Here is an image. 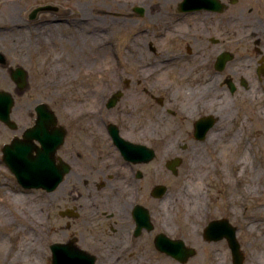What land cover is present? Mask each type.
<instances>
[{
    "label": "flooded vegetation",
    "instance_id": "af4514ba",
    "mask_svg": "<svg viewBox=\"0 0 264 264\" xmlns=\"http://www.w3.org/2000/svg\"><path fill=\"white\" fill-rule=\"evenodd\" d=\"M145 5L134 12L145 24L155 23L159 28L141 31L153 38L145 39L144 47L148 55L160 56L155 63L165 64L146 79L177 66L179 82L174 83L175 87H166L176 89L168 104L178 105L183 119H190L186 114L191 119L198 115L190 107L186 114L182 113L179 93L194 89L190 84L197 73L195 59L200 58L199 65L203 66L199 79L210 76L215 83L216 78H222L232 94L264 90V0H160L155 7L149 2ZM60 10L63 9L56 8L51 13L62 15ZM132 54L130 50V58ZM184 62L189 63L188 67ZM149 90L130 93V127L102 119L103 107L115 109L122 97L109 108L113 92L102 94L101 89H95V94L89 91L87 100L80 94L74 103L68 99L63 123L57 124L63 127L64 140L57 150L56 163L67 170L53 190L38 189L41 195L37 199L45 196L48 235H65L51 245L63 244L65 252H74L75 264H130V254L138 240L150 246L152 235L165 232L159 229L162 223L157 218L161 217V204L169 192L167 162L177 157V147L166 142L182 137L196 140V121L211 113L199 114L192 120L193 131L176 127L168 140L160 125L166 121L167 100ZM155 106L159 108L149 114ZM166 111L178 116V111L176 114L171 108ZM35 119L17 128L18 138H23ZM33 146L36 154L41 145L36 141ZM147 148L154 151L152 160H147ZM161 186L166 187V192L159 196L156 189Z\"/></svg>",
    "mask_w": 264,
    "mask_h": 264
},
{
    "label": "rangeland",
    "instance_id": "374dc122",
    "mask_svg": "<svg viewBox=\"0 0 264 264\" xmlns=\"http://www.w3.org/2000/svg\"><path fill=\"white\" fill-rule=\"evenodd\" d=\"M149 3L152 5L151 7H155V5L160 3V0H150ZM46 4L63 9L62 12L61 10L59 12L62 15L58 13L57 18L62 20L60 24L65 28L71 23L73 18H81L83 15L87 20L89 16L92 17L96 14L93 12V5H89L85 0L22 1L20 4L21 19L24 21L27 31L31 32L25 38L31 44V51L27 52L22 58L11 53L10 47L6 45L5 40L7 38L0 29V40H3L2 44L0 43V54L4 57V61H0V71L7 81L5 84H0V90L9 92L14 97L15 105L12 110V120L17 124L18 129L23 125L33 123L36 118L34 108L41 103L48 104L55 111L60 123H63L68 99L69 103H74V101L78 100V94H80V98H86L87 100L86 94L90 93L89 91H95V89L99 91L102 87L112 88L111 91L113 93L111 92L112 94L109 97H112L118 91L123 94L120 96L122 99L119 100L115 109L110 110L105 106L103 107L104 114L107 116L108 113L111 114V117L108 116L104 119L114 120L119 125L123 124L122 118L125 121L130 120V93H140L141 90L149 88V93L165 97L167 100L165 109L171 108L176 111V114L178 111V116H171L165 110V124L160 123L166 131L168 140L173 132L177 130L176 127L193 131L192 120L197 119L199 114L211 113L217 119V123L208 132L204 141H197L191 137H182L177 139V141L166 142L177 147V152L174 155L182 158L183 161L178 168L177 175H174L171 171L167 172L166 184L169 187V192L166 200L161 204V217L158 216L157 218L162 223L159 229L165 231L163 233L172 239H182L187 246L196 250V256L185 264H233L232 253L225 239L217 242H208L203 236L204 228L211 220L226 218L238 229L237 238L245 255L244 264H251L253 258H258L263 252L264 226H262L261 233H258L251 232L249 224L250 220H252L251 211H253L254 207L260 206V204L264 205V188L262 192L253 194L244 207L240 203L235 202L234 205H231L232 202L229 201V187H231V184L225 180L223 175L224 168L229 165L232 160L230 156L234 153V151L229 153L232 132L227 134L218 132V135L215 133L218 137L217 141H219V143L215 144L209 143L208 136L211 132H216L215 128L221 121L222 116H224L223 119L226 118L227 120L225 124L232 127L238 126L247 117L254 118V110L259 104V97L264 94V90L255 92L258 96L255 102L248 98L250 93H254L253 91L245 93L239 91L232 94L227 90L226 85H223L224 80L216 78L214 81L215 90L226 94L232 118L228 119L222 107L218 106L221 102L217 99H214V101L208 98L202 99L197 90L196 94L200 100L197 103L193 102V106L190 108L197 111L198 115L193 119H183L179 113V106L173 103L168 104L170 97H172L171 94L175 93L176 89H165L169 85H174L175 87L174 83L179 82L177 66L173 67L172 71L168 73H159L158 76L152 75L148 80L146 78L150 75L149 71L143 76L139 72L138 57L148 55V48L144 47V40H153V38L141 34V31L146 27L150 28V31L158 27L155 23L145 24L144 19L134 12L135 8L146 6L144 3L135 2L127 7L126 16L129 20H132L127 29L117 25L106 29L109 30L112 36L115 60L127 61L117 76H122L121 79L115 80L120 83L116 88L109 85V83L112 84L114 82L111 78V73H98L95 71L98 66L92 56H88L91 51V45L84 42L86 34H83L80 39L75 41L77 35L65 30L57 34H63L65 37L61 38L56 35L54 41L50 42L51 35L45 31L44 26L53 18L51 11L40 13L34 20L30 19V13L33 9ZM107 6L111 7V4L105 3L104 7ZM112 11L116 12L118 9L112 5ZM100 15L97 14V16ZM112 17L117 18V15H112ZM41 36H44L49 45L44 46L41 43L39 39ZM13 41L15 40L13 39ZM48 47L52 48L53 55H63V59L58 65L62 67L68 66L69 71L67 74L72 79L67 84L64 83L63 86L47 85L41 80L42 73L50 70L48 62H42L41 54ZM130 50L133 53L131 58ZM121 51L124 54L122 58L120 57ZM159 57L157 53L152 54L150 58L151 66L155 64L157 58L160 59ZM199 59L193 61L197 73L190 84L192 87L202 80L199 77L203 72V66L199 65ZM184 63L188 67L189 63ZM16 67H22L28 74V87L24 90H19L12 78V71ZM154 80L156 82H153ZM158 108L155 106L150 110L149 114L153 113V109ZM215 111H218V113L215 114ZM18 129L13 130L0 121V245L4 246L7 244L11 246L13 242H18L30 235L29 238L33 244L35 255L31 254L30 260L19 264H51L50 245L55 241L63 240L65 235H61V233L48 235L47 208L44 205L45 196L38 200V196L41 195L38 189L23 188L2 159V146L18 135ZM245 136L250 139L253 145L251 159L264 172V128L259 124L256 129ZM186 190L188 194L185 192ZM14 196H18L21 199L19 205L13 202ZM199 200L201 201V213L198 215L193 210L196 207V201ZM249 211L250 213H248ZM258 215L264 221V213ZM154 237L155 235H152L150 246L143 244L142 239L138 240L137 247L130 254V264H182L176 259L159 252L155 248ZM14 254L15 251H12L9 258H12ZM3 259L4 253H0V264H3Z\"/></svg>",
    "mask_w": 264,
    "mask_h": 264
},
{
    "label": "bare ground",
    "instance_id": "6f19581e",
    "mask_svg": "<svg viewBox=\"0 0 264 264\" xmlns=\"http://www.w3.org/2000/svg\"><path fill=\"white\" fill-rule=\"evenodd\" d=\"M22 1L24 0H0V29L2 32H4V35L7 38L5 40L6 45L10 47L11 53H14L15 56L20 58L25 56L27 52L31 51V44L25 40V38L30 35L31 32L27 31V27L25 26L24 21L21 19L22 13L20 10V4ZM85 1L89 5H93V12L96 13L95 16H89L87 20L83 15L81 18H73L71 23L65 28L60 24L62 20L58 19V16L52 13L53 18L49 21V23L46 24V26H44L45 31L51 35L50 42L54 41V37L59 32L65 30L71 34L77 35L78 38L76 37L75 41L80 39L83 34H86L84 42L90 43L91 45V51L89 52L88 56H92L93 60L98 66L95 68V71L98 73H111V78L114 82L112 84L109 83V85L116 88L120 83H117L115 80L121 79L122 76H117L120 74L119 72L122 71L127 61H121L120 59L117 61L115 60V48L112 44V36L109 33V30L106 29H110L112 26L116 25L127 29L130 26L129 23H132V20H129L126 16L127 7L135 2L147 4L150 0ZM105 3L111 4V7H104ZM112 5L116 7L118 11H112ZM97 14L101 15L97 16ZM112 15H117V18H113ZM13 39L15 41H13ZM39 39L44 46L49 45L44 39V36L39 37ZM2 41L3 40L1 39V44ZM41 54L42 62H48L50 66V70L44 71L41 75V80L43 83L59 87L63 86L64 83L67 84L72 79L69 77V74H67L69 71L68 66L62 67L58 65V63L63 59L62 54L53 55L51 47L45 48ZM123 56L124 54L121 51L120 57L122 58ZM150 58V55H146L142 58L138 57L137 61H139L140 64L139 72L141 76L147 74V71H149L148 73L157 71L165 65L164 63L159 62L151 66ZM6 82L5 76L0 71V84H5ZM215 88L216 87L212 81V78L210 76H206L202 78L199 83L197 82V84L194 86L195 90L192 89L193 91L190 92L189 89H184L182 92H179L181 93L182 97V113L186 114L188 107L193 106V100L199 99L196 94L198 90L201 98H208L212 101L217 99L219 102H221V104L218 103L220 104L218 106L222 107V110L225 112V115L228 116V119L232 118V113L230 111L229 101L226 97V94H224L222 91H216ZM111 89L112 88L110 87H102L100 93L106 94L108 93V90ZM168 89L169 87H166V90ZM95 92L96 91H92L93 94H95ZM248 98L256 102L258 96L254 92L250 93ZM258 102L259 104H257L259 106L257 105V110L255 109L253 113L254 118L247 117L243 119L238 126L232 127L225 124V121L227 122V120L226 118L223 119L224 116H222L221 121L215 128L216 132H211L208 136L209 143L215 144L219 143V141H217L218 137L215 133L218 135V132H224V134L232 132L230 137L231 145L229 146V153L231 151H234V153L230 156L232 157V160L229 162V165L225 166L223 175L225 180L231 184V187H229V201L232 202L231 205H234L235 202L240 203L241 206L244 207L253 194L262 192V189L264 188V172L259 167V165L251 159L253 145L250 139L245 136L256 129L259 124L264 128V94H261ZM194 103H197V101ZM216 113H218V111H215V114ZM188 114L190 113L188 112ZM186 116L190 119L192 118L190 115L186 114ZM101 117L104 119L107 116L102 113ZM156 118L157 121H159L160 115L157 114ZM122 122L124 127L131 126L129 122L125 121L124 118L122 119ZM185 192L188 194L187 190ZM12 200L16 205L21 203V199L18 196H14ZM200 204V200L196 201V207H194L193 210L194 212H197L198 215L201 213ZM248 213H250V211ZM251 213L253 216L252 220H250L251 222L249 224V228L251 232L261 233L262 226H264V221L260 219L258 214L264 213V205L260 204V206H255ZM29 236L22 238V240L18 242H13L11 246L7 244L4 246L0 245V253H4L3 264H19L20 262L30 260V255L34 254L35 251L32 246V242H30ZM262 248V254L258 258H253L251 264H264V243L262 244ZM12 251H15V254L12 258H9V255Z\"/></svg>",
    "mask_w": 264,
    "mask_h": 264
},
{
    "label": "water",
    "instance_id": "95a60500",
    "mask_svg": "<svg viewBox=\"0 0 264 264\" xmlns=\"http://www.w3.org/2000/svg\"><path fill=\"white\" fill-rule=\"evenodd\" d=\"M56 8L54 5L37 7L31 11L30 19L34 20L40 13ZM0 61H4L1 54ZM12 78L19 90L28 87V74L22 67H16L12 71ZM121 94L118 92L110 99L109 108L117 104ZM14 105V97L9 92L0 90V121L13 130L17 128V124L11 118ZM35 111L37 113L36 124L26 130L24 137L22 139L13 137L10 143L3 145V160L24 188L51 191L62 181L67 170L62 164L56 163V152L63 143L64 131L62 126H56L58 119L48 104H38ZM215 123L216 118L213 116H206L198 120L195 123V138L204 140ZM34 140L39 141L42 145L41 148L36 149V155L33 153ZM148 151L150 157L147 160H152L154 152L152 149H148ZM132 156L130 151V157L132 158ZM182 161L180 157L171 159L167 162V168L177 175ZM156 190L158 195L162 196L166 192V187L161 186ZM237 231V228L228 219H217L211 221L205 228L204 238L208 242L226 239L232 252L233 264H244L245 255L237 239ZM155 246L160 252L166 253L183 264L197 254L196 250L186 246L183 240L171 239L164 233L156 236ZM51 249L52 264H75L74 252H65L63 244H53Z\"/></svg>",
    "mask_w": 264,
    "mask_h": 264
}]
</instances>
